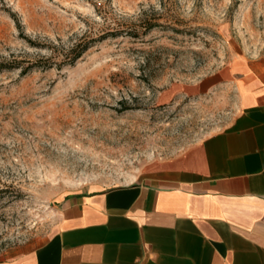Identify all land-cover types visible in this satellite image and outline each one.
I'll list each match as a JSON object with an SVG mask.
<instances>
[{"label": "rangeland", "instance_id": "374dc122", "mask_svg": "<svg viewBox=\"0 0 264 264\" xmlns=\"http://www.w3.org/2000/svg\"><path fill=\"white\" fill-rule=\"evenodd\" d=\"M237 59L264 82V0H0V256L229 126L234 84L162 97Z\"/></svg>", "mask_w": 264, "mask_h": 264}, {"label": "crops", "instance_id": "0c3cea01", "mask_svg": "<svg viewBox=\"0 0 264 264\" xmlns=\"http://www.w3.org/2000/svg\"><path fill=\"white\" fill-rule=\"evenodd\" d=\"M208 83L238 87L229 126L131 184L66 195L61 228L0 264H264V82L237 59L162 101Z\"/></svg>", "mask_w": 264, "mask_h": 264}, {"label": "trees", "instance_id": "16d2710c", "mask_svg": "<svg viewBox=\"0 0 264 264\" xmlns=\"http://www.w3.org/2000/svg\"><path fill=\"white\" fill-rule=\"evenodd\" d=\"M89 48H90L89 43H85L77 46V48L75 49L74 60L80 59L83 56V54L89 50Z\"/></svg>", "mask_w": 264, "mask_h": 264}]
</instances>
